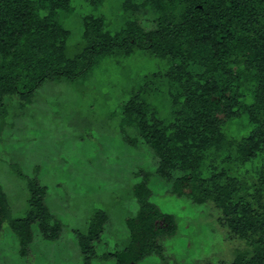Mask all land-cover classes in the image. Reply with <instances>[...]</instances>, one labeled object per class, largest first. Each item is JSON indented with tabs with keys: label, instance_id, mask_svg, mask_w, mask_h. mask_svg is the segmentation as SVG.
I'll use <instances>...</instances> for the list:
<instances>
[{
	"label": "trees",
	"instance_id": "trees-1",
	"mask_svg": "<svg viewBox=\"0 0 264 264\" xmlns=\"http://www.w3.org/2000/svg\"><path fill=\"white\" fill-rule=\"evenodd\" d=\"M85 1L94 9L103 5ZM145 6L156 15L148 29L133 19L111 34L102 16H84L83 46L70 58L63 20L73 11L71 0H0V123L5 125L8 115L6 99L17 100L22 109L43 84L75 81L102 56L146 52L166 67L164 77L173 88L166 96L171 120L165 123L149 110L140 85L122 104L119 127L137 131L158 159L159 175H180L177 195L198 205L212 202L229 238L244 247L229 264H264V0H123L121 9L133 14ZM221 153L226 157L202 177L203 164ZM150 176L145 173L133 186L138 212L126 220L129 242L112 255L115 264H137L153 255L164 262L162 240L176 234L175 217L150 202ZM27 191L26 216L8 221L23 258L34 224L51 241L60 226L39 181L27 182ZM8 218L0 187V232ZM106 222L97 213L87 234L77 235L84 264L96 259L95 243Z\"/></svg>",
	"mask_w": 264,
	"mask_h": 264
},
{
	"label": "rangeland",
	"instance_id": "rangeland-1",
	"mask_svg": "<svg viewBox=\"0 0 264 264\" xmlns=\"http://www.w3.org/2000/svg\"><path fill=\"white\" fill-rule=\"evenodd\" d=\"M122 1L103 0L94 9L85 0H71L73 11L63 20L70 32L66 55L73 57L83 46L84 16H102L111 34L133 19L145 29L152 26L153 10L145 6L126 13ZM165 71L163 62L139 50L130 56H102L75 81L43 84L22 109L17 100L4 101L8 115L5 125L0 123V187L8 200L9 218L0 232V264H84L77 235L87 234L97 213H103L107 222L91 264H115L112 255L129 242L126 220L138 212L133 186L145 173L151 175L150 202L175 217L177 231L162 240L164 262L153 255L137 264H229L237 249L244 248L217 221L220 212L212 202L198 205L187 195H177L174 182L179 174L159 175L158 159L137 131L127 124L119 127L122 104L140 85L145 86L149 110L165 123L171 120L166 96L173 88ZM224 157L221 153L211 159L214 162H205L201 176ZM33 178L46 190V204L60 223L59 235L54 241L45 239L34 224L29 255L23 258L8 221L26 216L27 182ZM182 191L189 193L185 183Z\"/></svg>",
	"mask_w": 264,
	"mask_h": 264
}]
</instances>
